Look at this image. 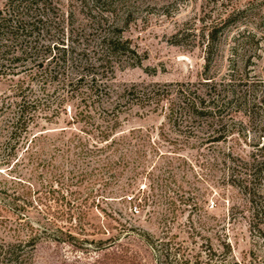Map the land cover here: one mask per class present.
Instances as JSON below:
<instances>
[{
	"label": "rangeland",
	"instance_id": "1",
	"mask_svg": "<svg viewBox=\"0 0 264 264\" xmlns=\"http://www.w3.org/2000/svg\"><path fill=\"white\" fill-rule=\"evenodd\" d=\"M121 1L112 8L134 52L117 56L107 82L108 119L118 116L116 133L129 134L119 149L79 155L68 148L69 136L88 139L92 119L83 90L68 92L46 65L35 74L27 60L17 75H0V243L26 241L54 215L63 227H84L81 237L119 239L81 247L43 237L26 264H264V225L253 226L230 175L233 158L264 153V0ZM55 2L61 21L45 37L70 46L73 30L74 45L92 56L101 29L86 20L80 0ZM18 80L39 99L28 132L12 126ZM133 84L158 85L166 95L143 102L124 92ZM187 87L228 102L214 126L221 140H207L198 123L188 133L168 119L163 106ZM111 152L108 165L95 162ZM145 232L168 243L160 261Z\"/></svg>",
	"mask_w": 264,
	"mask_h": 264
},
{
	"label": "trees",
	"instance_id": "2",
	"mask_svg": "<svg viewBox=\"0 0 264 264\" xmlns=\"http://www.w3.org/2000/svg\"><path fill=\"white\" fill-rule=\"evenodd\" d=\"M80 1L87 10L86 20L91 26H95L97 31H99L98 28L101 29L97 38V46L100 49L94 51L92 56L88 53V47L78 49L79 47L74 45L73 30L68 38L71 41L70 46L65 45V39L50 41L51 39L45 37L44 34L51 31L53 24L61 21L55 0H2L0 7V75L8 77L17 75L20 71H17L16 67L20 65L25 67L26 61L29 60L38 69L35 74H38L45 65L44 72L47 75L55 72L53 78L61 80L64 88H68V92L74 93L81 88L83 91L80 92V98L85 104L84 111L86 114L89 113L85 117L92 119V122L90 121L92 131L88 139L75 134L73 137H67L65 143L68 144V148L73 149L79 155L89 153L93 155L110 148L115 151L119 149L122 142L129 138V134H124V132L116 133L118 116L108 119L109 113L113 111L110 108L114 100L111 87L107 82L114 74L117 56L125 53L126 50L134 52V49L130 47L128 40L122 39V31L118 27L120 17L115 8H112L123 1ZM83 30L86 28L83 27ZM76 36L82 41L86 40L85 33ZM211 36L213 41L215 32H212ZM55 49L57 53L54 52ZM28 86L24 87L23 81L20 80L14 84L15 95L19 101H15L16 111L12 126L21 128L24 132L29 131L31 122L35 120L33 110L38 109L39 103L38 98L27 97ZM178 91L177 101L171 100L169 105L166 106L165 103L163 106L164 110L167 108L168 119L173 123H185L188 133L198 128L192 123H198L199 132H203L204 128L207 130L205 133H208L205 136L207 140L212 142L221 140L222 137L215 136L216 133L221 132V129L214 126H218L222 121L221 112L228 102L219 103V95L205 97L206 95L198 92L197 88L187 87ZM124 92L129 97L153 104H158L161 96L164 98L166 95L165 90L158 85H140L139 87L138 84H133ZM96 113H99L100 120L95 119L94 114ZM90 132L88 131L87 134ZM262 150H264V144L260 148V151ZM112 155L111 152L110 155L95 162L106 166L112 159ZM106 159L108 160L105 162ZM232 163L230 175L249 204L253 226L261 228L260 226L264 225V153H253L249 159L233 158ZM236 168L240 169L239 173H236ZM141 204L139 203V206ZM56 218L52 215V219L43 226L42 231L30 234L26 241L1 242L0 264H26L31 257L30 254L43 237L72 244L80 241L81 247H87L86 243L100 246L102 243L109 242V245H113L119 239L115 235L106 239L81 237L80 235L87 234V231L82 226L76 229L79 223L75 227L73 224L63 227L58 225ZM143 238L160 261L164 251L168 248L166 240L157 238L150 232H145Z\"/></svg>",
	"mask_w": 264,
	"mask_h": 264
}]
</instances>
